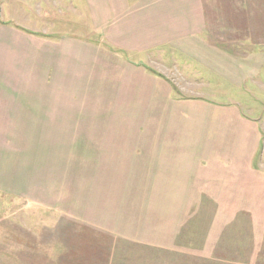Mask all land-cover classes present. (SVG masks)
<instances>
[{
  "label": "rangeland",
  "instance_id": "rangeland-1",
  "mask_svg": "<svg viewBox=\"0 0 264 264\" xmlns=\"http://www.w3.org/2000/svg\"><path fill=\"white\" fill-rule=\"evenodd\" d=\"M75 1L0 0V264H106L112 235L94 232L95 221L91 232L84 221L119 216L122 192L138 172L130 160L125 186L117 185L102 149L108 138L130 139L115 151L136 158L137 152L187 151L178 159L201 163L202 154L218 153L214 167L223 161L242 171L256 167L264 184V62L251 63L259 49L248 32L227 21L224 30L208 33L225 53L221 72L217 63L192 62L184 46L128 49L127 34L91 31L89 11ZM237 116L257 126V135L235 129ZM156 136L160 149L151 144ZM171 136L182 142L166 148ZM244 181L223 182L230 190L244 186L243 199L257 201L228 229L238 251H251L254 264H264V212L256 210L264 205V188ZM213 201L207 194L191 198L195 208L214 213ZM62 243L65 251H56ZM78 248L85 250L80 256ZM93 251L101 261L91 262Z\"/></svg>",
  "mask_w": 264,
  "mask_h": 264
},
{
  "label": "crops",
  "instance_id": "crops-1",
  "mask_svg": "<svg viewBox=\"0 0 264 264\" xmlns=\"http://www.w3.org/2000/svg\"><path fill=\"white\" fill-rule=\"evenodd\" d=\"M81 1L95 27L91 31L104 32L107 38L113 33L127 34L129 44L124 41L123 45L128 49L147 52L169 47L168 44L173 49L184 46V52L192 62L209 66L217 63L215 69L220 71L222 65L221 72H225V53H220L219 42L210 41L208 33L224 30L228 21L233 23L234 31L248 32L256 49H259L250 57L251 63L264 62V0H132L134 4L120 0L121 3L118 1L116 5L115 0ZM209 53L214 57L210 58ZM233 122L235 129L241 131L242 127H247L252 135H257L258 127L250 126L240 116L235 117ZM165 139H170L166 148L179 146L182 142L176 136ZM117 140L108 138V144L102 148L109 155L107 164L111 161L112 176L116 178L117 185L125 186L129 176L127 169H130L128 162L136 160L138 172L129 176V185L133 187L122 192L119 216L97 220L89 216V220L84 221L88 230H91L90 224L94 226L91 221H95L97 227L94 226V232L99 228L105 231L102 234L112 235L109 251L105 254L106 264H254L251 251H238L236 238L229 233L228 226L235 219L243 220L242 209L253 210L257 201L243 199L241 190L245 189L244 186L230 190L223 182L238 184L244 178V184L254 189L259 186L264 188V184L258 183L259 170L256 167H246L242 171L235 161L233 167H223V161L216 164L219 170L216 171L213 163L220 158L214 152L202 154L201 163L194 158L178 159L182 154L187 156V151H176L172 155L160 150L156 153L137 152V157L140 153L142 156L136 158L134 153L115 151L117 143L131 145L130 139ZM160 140L156 136L151 144L160 149ZM162 143L161 149H164ZM212 155L214 162L210 161ZM234 157L223 156V159L232 160ZM198 165L204 168L199 169ZM220 176L224 178L223 182ZM201 194L214 198V207H211L214 213L205 208H195L191 198ZM256 210L264 212V205ZM203 213L211 217L206 223L203 222ZM148 228L153 231L152 235L148 233ZM255 239L257 243L254 246L261 251L264 244L261 246L258 241L262 239ZM62 246L56 251H65L66 245L62 243ZM69 249L73 251L71 245ZM78 250L79 256L81 251H85L82 248ZM93 252L89 255L96 256ZM97 260L98 255L91 262Z\"/></svg>",
  "mask_w": 264,
  "mask_h": 264
},
{
  "label": "trees",
  "instance_id": "trees-1",
  "mask_svg": "<svg viewBox=\"0 0 264 264\" xmlns=\"http://www.w3.org/2000/svg\"><path fill=\"white\" fill-rule=\"evenodd\" d=\"M101 256L100 255H98V259H99V261H101V258H100Z\"/></svg>",
  "mask_w": 264,
  "mask_h": 264
}]
</instances>
